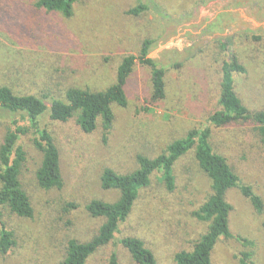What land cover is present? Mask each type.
Here are the masks:
<instances>
[{"label": "rangeland", "instance_id": "obj_1", "mask_svg": "<svg viewBox=\"0 0 264 264\" xmlns=\"http://www.w3.org/2000/svg\"><path fill=\"white\" fill-rule=\"evenodd\" d=\"M37 1L0 0V86L62 99L71 87L103 91L115 83L122 59L138 56L144 41L152 40L150 57L168 69L167 94L161 102L152 101L151 72L138 64L126 87L128 105L114 107L108 133L101 122L93 134H86L74 119L57 123L48 115L41 118V126L52 132L60 148L64 187L45 191L38 186L34 173L41 154L31 135L25 136L21 145L27 161L20 180L35 212L23 219L0 208V222H6L17 242L11 253L0 256V264L61 261L69 240L86 242L103 223L87 213V204L113 203L120 197L117 190L101 188L104 169L133 172L138 155L155 158L195 128L211 127L214 150L264 202V145L256 126L218 129L209 123L227 54L246 68L235 76L239 97L252 112L264 111V0H156L159 14L151 9L139 16L129 14L138 0H80L71 19L38 8ZM218 40L228 44V53L215 45ZM15 121L28 126L25 117L0 110V144ZM174 174L172 193L159 182L160 175L153 177L115 242L89 264H105L112 252L122 264H137L119 244L125 237L143 240L157 264H176L177 253L191 250L207 230L193 212L210 194L211 183L193 152L177 162ZM227 199L233 208L231 233L250 244L222 238L212 263L241 264L247 253V264H264V214H258L239 189L230 190Z\"/></svg>", "mask_w": 264, "mask_h": 264}, {"label": "trees", "instance_id": "obj_2", "mask_svg": "<svg viewBox=\"0 0 264 264\" xmlns=\"http://www.w3.org/2000/svg\"><path fill=\"white\" fill-rule=\"evenodd\" d=\"M80 0H38L36 5L47 12L58 14L65 19L74 16L76 5ZM139 5L129 11L132 16H139L153 9L160 13L156 0H138ZM230 40L229 43H233ZM152 40L144 41L138 56L128 55L122 59L116 81L103 91H91L71 87L65 98L54 96H36L17 93L7 85L0 86V110L11 116L21 115L28 120V126L18 125L15 121L8 127L0 144V208L9 210L10 214L23 219L34 217V207L29 194L24 190L20 176L27 161V153L21 145L25 136L31 135L32 143L41 154V161L34 177L38 186L45 191L62 190L64 187L61 151L52 132L41 126L40 120L48 115L57 123L75 120L86 134H93L101 122L108 133L114 123V107H126L128 81L140 64L151 72V99L161 102L166 99L167 68L162 67L150 57ZM228 44L217 41L215 45L221 52L229 50ZM181 67V65H176ZM220 83L217 107L209 116V123L214 128H229L252 124L257 137L264 145V111L252 112L243 103L236 91L235 76L246 73L245 66L236 56L225 57L220 66ZM212 129L195 128L185 137L174 140L166 150L155 158L145 155L137 156L138 167L135 171L121 174L111 168L104 169L100 181L103 190H117L120 197L116 202L108 203L91 200L87 213L95 219H101L94 236L86 242L76 239L68 241L65 255L56 264H89L90 260L113 244L120 232V227L127 222L140 198L141 192L152 185L156 175L168 192L176 189L175 165L188 153L194 157L211 183L210 194L204 203L193 212L200 222L207 224L206 232L196 240L191 250H183L175 255L176 264H213L212 253L222 239H235L244 246L250 242L240 236H234L230 230L232 205L227 195L230 190L239 189L249 200L258 214H264V202L250 185L242 184L240 177L233 170L227 158L217 153L211 143ZM75 210V204H69ZM264 227V221H263ZM137 264H157L154 253L138 237H125L119 240ZM17 245L14 232L6 222H0V256L5 257ZM249 254H242L241 264H247ZM105 264H122L116 252L107 256Z\"/></svg>", "mask_w": 264, "mask_h": 264}]
</instances>
